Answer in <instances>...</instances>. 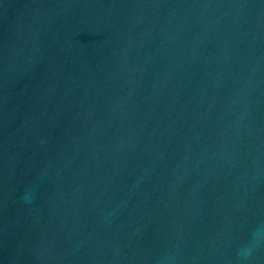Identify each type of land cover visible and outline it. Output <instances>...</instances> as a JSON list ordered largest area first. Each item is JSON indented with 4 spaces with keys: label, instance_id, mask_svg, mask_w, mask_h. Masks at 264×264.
<instances>
[{
    "label": "water",
    "instance_id": "obj_1",
    "mask_svg": "<svg viewBox=\"0 0 264 264\" xmlns=\"http://www.w3.org/2000/svg\"><path fill=\"white\" fill-rule=\"evenodd\" d=\"M0 264H264V0H0Z\"/></svg>",
    "mask_w": 264,
    "mask_h": 264
}]
</instances>
